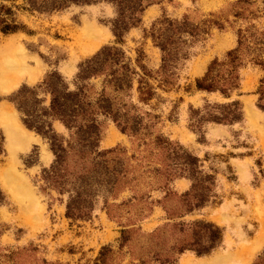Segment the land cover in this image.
Listing matches in <instances>:
<instances>
[{
    "label": "rangeland",
    "instance_id": "374dc122",
    "mask_svg": "<svg viewBox=\"0 0 264 264\" xmlns=\"http://www.w3.org/2000/svg\"><path fill=\"white\" fill-rule=\"evenodd\" d=\"M61 3L0 0V58L17 65L0 81V264H264V0H143L120 39L115 4ZM4 24L20 29L5 34ZM158 37L175 40L166 69ZM110 48L118 53L80 81ZM232 52L228 97L199 90L214 62L228 78ZM53 74L69 90L84 87L100 131L97 148L67 157L64 192L48 175L49 140L16 105L23 92L40 120ZM15 123L24 136L10 132ZM53 127L64 146L78 141ZM12 174L29 196L7 187ZM81 187L93 210L70 219L66 191ZM211 240L216 248L199 255Z\"/></svg>",
    "mask_w": 264,
    "mask_h": 264
},
{
    "label": "trees",
    "instance_id": "16d2710c",
    "mask_svg": "<svg viewBox=\"0 0 264 264\" xmlns=\"http://www.w3.org/2000/svg\"><path fill=\"white\" fill-rule=\"evenodd\" d=\"M102 1L113 3L118 7L119 18L115 22L114 32L119 39L130 26L135 24L138 19L137 15L143 11V0H63V3L59 4V8H64L66 4L70 2L76 4H91ZM0 23L3 24L4 22L0 20ZM167 24L170 29H173V32H178V34L180 33V24H175L172 21H168ZM184 25L186 26V23H184ZM19 29L20 28L17 25L11 24H4L2 27V31L5 34L16 32ZM190 33H193V31ZM158 39V46L164 53L163 61L166 69L169 66L171 58H173L172 51L170 49L174 48L175 40L174 38L162 40V38L159 37ZM113 51L118 53V50L113 48L106 51L104 49L102 53L100 52L93 59L89 60L82 67L78 79L80 81H86L90 79V77L96 76L99 72V66L103 61L102 57L105 56L106 52H109L110 55ZM109 55L107 56L109 57ZM235 55V52L228 54L230 59L229 64L232 67V70L229 71L228 78H222L220 76V72L217 69L219 65L217 62H214L209 67L205 77L197 82L198 89L207 93L219 92L228 97L230 91L236 87V81L238 80L235 73V64L238 57ZM43 87L51 98L48 106H42L43 101H40V108L42 109V113H40V120L34 112L31 111L32 109L27 106V97L26 95L23 96V92L18 95V97L21 98L18 100L16 105L18 110L24 115L23 122L25 126L31 130L37 131L40 135L49 140L51 150L56 160L52 170H49L48 175L51 176V179L55 182L57 187L60 188L61 192H64L66 184L70 185L69 176H72L68 170L63 169V167H67V157L72 153L81 155L86 154L89 153L90 150L97 148L96 144L99 142L100 137L97 121L98 114L91 112L90 107L92 104L88 103L84 87H77L76 90H69L62 79L60 77H55V74H53L50 79L45 82ZM28 91L30 92V90ZM233 105L235 106L236 104ZM262 109L264 110V107H262ZM236 120H238L237 117L232 119V121ZM54 121H59L69 132L76 131L75 135L78 137V141L76 140L73 143H69L67 147L64 146L62 142L63 138H60L54 130ZM114 121L117 122V119L115 118ZM211 122L222 124L224 122H229V120L226 118H214ZM122 130L126 131V126L123 127ZM82 179L83 177L78 178V180ZM81 189L82 191L79 192H74L73 190L66 191L70 194L66 213L67 217L70 219L88 218L93 210L92 204L87 200L89 195L88 189L84 187H81ZM215 241L217 240H211L212 244L199 251L198 254H208L214 250L216 248Z\"/></svg>",
    "mask_w": 264,
    "mask_h": 264
},
{
    "label": "bare ground",
    "instance_id": "6f19581e",
    "mask_svg": "<svg viewBox=\"0 0 264 264\" xmlns=\"http://www.w3.org/2000/svg\"><path fill=\"white\" fill-rule=\"evenodd\" d=\"M14 66H17V65H16V61L14 60L12 56H5V57L0 58V81L6 78L9 79L12 76L13 69L15 68ZM10 119L13 120L12 115L10 116ZM10 132L12 134L14 133V135H16V138H18V136L20 137L24 136L22 134L23 132L21 128L18 127L16 123L10 128ZM4 178H5V184L12 191V193L16 196V198H20L21 197L20 195H23V196L30 195L29 193L30 189L22 183V180L17 175H14V174L10 176L6 175ZM27 188L29 189V191Z\"/></svg>",
    "mask_w": 264,
    "mask_h": 264
}]
</instances>
